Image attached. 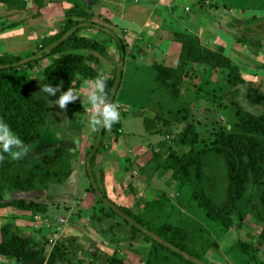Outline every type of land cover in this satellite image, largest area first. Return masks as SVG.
I'll return each instance as SVG.
<instances>
[{
	"label": "rangeland",
	"instance_id": "374dc122",
	"mask_svg": "<svg viewBox=\"0 0 264 264\" xmlns=\"http://www.w3.org/2000/svg\"><path fill=\"white\" fill-rule=\"evenodd\" d=\"M199 2L170 0L173 12L167 7L168 0H23L22 5L14 6L0 2V57L31 54L41 40L61 32L71 19L81 23L80 35L94 38L106 48L105 53H85L89 66L96 67L105 81L122 69L117 94L110 102L117 106L119 120L111 128L90 130L93 110L88 92L95 79L79 75L72 90L80 98L64 109L51 103L41 138L22 145L26 152L20 159L7 153L15 162L14 173L22 174L23 167L29 169L39 162H33V151L43 149L50 154L53 148L49 146L57 143L63 151L55 167L60 181L37 184L29 192L4 188L0 228L10 225L24 235L36 236L45 246L47 258L56 249L58 254H67L65 264H112L114 259L125 264H184L165 259L163 252L156 257L144 236L134 235L121 218L109 216L107 205L92 192L87 174L86 152L95 144L96 186L108 199L145 215L146 203L165 194L178 219H191L193 229L205 228L196 235V249L200 251L206 241L216 243L204 251L206 264H264L260 240L264 182L249 185L241 212L224 229L209 223L192 200V186L179 189V176L169 167L172 154L181 156L190 149L180 142L189 124L195 126L197 147H204L213 144L218 134L236 130L238 108L252 114L263 112V107L250 104L248 93L264 94V0L201 1L207 8H198ZM187 6L191 13L185 12ZM193 15L203 18L201 25L199 21L189 24ZM186 30L198 34L204 46L229 57L240 68L245 83L229 87L223 74L207 65L189 63L180 68L182 46L174 34ZM117 41L125 49L123 65ZM61 57L63 54L19 68L16 78L39 79L43 69ZM158 66L177 69L178 96L159 83ZM32 90L42 97L36 88ZM145 118L152 122L149 129ZM221 163L218 170L208 171L216 182L207 184L206 191L223 203L229 182ZM1 177L0 172V181L4 180ZM20 200L46 206V211H22ZM58 259L56 264H62ZM0 264L17 263L0 256Z\"/></svg>",
	"mask_w": 264,
	"mask_h": 264
},
{
	"label": "trees",
	"instance_id": "16d2710c",
	"mask_svg": "<svg viewBox=\"0 0 264 264\" xmlns=\"http://www.w3.org/2000/svg\"><path fill=\"white\" fill-rule=\"evenodd\" d=\"M203 1V0H201ZM9 6L22 5L23 0H0ZM206 4V3H205ZM201 3V6H205ZM81 23L68 20L61 32L41 40L36 51L22 57L20 55H7L0 57V121L20 138L22 145H30L41 138V131L46 124V116L50 112V104L59 98L60 92L49 97L42 91L44 85H58L62 91L73 89V83L79 75L89 79L100 76L96 67L89 66L85 61L87 51L105 53L106 48L98 40L79 34ZM176 40L182 46L180 68L187 64L211 66L223 74L224 83L232 88H238L245 83L240 68L232 60L221 53L204 46L198 35L185 32H176ZM120 50L121 64L125 57V49L117 41ZM47 65L41 72L40 78L17 79L19 68L32 67L45 59L62 55ZM65 54V55H64ZM157 80L163 86L170 88L178 96L177 83H180L177 69L167 66L157 67ZM122 77V69L116 70L112 78L105 81V99L112 102L117 94ZM171 78L174 82L171 83ZM36 88L42 97H38L32 90ZM248 100L253 106L263 107L260 114H252L241 108L237 109L239 122L235 124V131H224L218 134L214 143L204 147H197V133L195 126L189 124L180 136L181 144L189 147V151L181 156L172 154L169 167L179 176L180 186L191 185L193 188L192 200L202 211L210 224L221 228H228L233 216L242 210L245 194L251 183L261 185L264 182V94L251 90ZM149 128L152 122L145 118ZM120 122H118V127ZM60 144H52L50 154L43 149L31 153L33 162H39L29 169L23 167L22 174H15V162L7 153L0 151V172L4 186L0 185V200H3V190L6 186L18 191L29 192L37 188V184L56 183L59 161L63 155ZM34 153H38L35 158ZM29 155V154H28ZM98 148L92 145L86 152V168L90 179L92 192L105 203L109 209V216L121 218L131 226L134 235L144 236L145 241L152 243L154 255L157 257L163 252L165 259L176 260L184 264H206L208 258L204 255L209 246L215 242L206 241L200 249L195 248L196 235L202 234V226L193 229L191 219H178L176 209L165 194L146 203L145 215H138L128 207L120 206L108 199L105 193L96 186L93 166L97 159ZM223 161L228 177L227 199L225 202H216L206 191V185L216 182L215 176L209 170H218ZM0 181V182H1ZM17 202V201H15ZM13 203V202H12ZM261 203L264 208V190L261 193ZM5 206L0 203V207ZM19 209L46 211V206L36 202L18 201ZM44 207V208H43ZM201 225V224H199ZM198 232V233H197ZM264 246V226L260 234ZM60 252V251H59ZM59 255V256H58ZM0 256L15 260L17 264H56L55 259L62 264L68 260L67 254L54 250L47 258L45 246L34 235H24L13 230L10 225L0 228ZM159 258V257H158ZM112 264H125L122 260L114 259ZM150 264H156L152 261Z\"/></svg>",
	"mask_w": 264,
	"mask_h": 264
},
{
	"label": "clouds",
	"instance_id": "9594fccd",
	"mask_svg": "<svg viewBox=\"0 0 264 264\" xmlns=\"http://www.w3.org/2000/svg\"><path fill=\"white\" fill-rule=\"evenodd\" d=\"M61 87L60 85L53 87L48 84L43 86L42 91L49 97H53L57 92H60L61 94L54 104H58L61 109H64L69 102H73L80 97L71 88L61 92ZM89 87L88 103L93 110L89 119L90 130L94 132L99 128H111L119 120V112L115 104L105 99V80L103 76H98ZM0 151L12 153L13 159L22 158L26 152L20 138L3 121H0ZM2 158L3 156L0 155V159Z\"/></svg>",
	"mask_w": 264,
	"mask_h": 264
},
{
	"label": "crops",
	"instance_id": "0c3cea01",
	"mask_svg": "<svg viewBox=\"0 0 264 264\" xmlns=\"http://www.w3.org/2000/svg\"><path fill=\"white\" fill-rule=\"evenodd\" d=\"M153 1V0H152ZM169 1V4H167V7L168 8H170L171 9V12H173V10H174V8H173V5H172V3H170V0H168ZM200 2H201V0H200ZM200 2H199V5H198V8H201L202 6L200 5ZM213 3V2H212ZM203 7H205V8H207L206 6H203ZM186 8H189V11L188 12H186ZM156 8H155V6L153 5L152 6V10H153V12L155 13L156 12V10H155ZM203 9V8H202ZM185 12L186 13H191L192 12V9H191V7H189V6H187V7H185ZM188 15V14H187ZM202 20H203V18H200V16H198V15H193L192 16V18H191V22L189 23V24H196L198 21L200 22V25H201V23H202ZM209 27H211V24L210 25H208ZM212 28V27H211ZM179 32H182V31H179ZM185 33H189V31H187L186 30V32ZM193 34V33H192ZM194 35H196V34H194ZM198 35V34H197Z\"/></svg>",
	"mask_w": 264,
	"mask_h": 264
},
{
	"label": "flooded vegetation",
	"instance_id": "af4514ba",
	"mask_svg": "<svg viewBox=\"0 0 264 264\" xmlns=\"http://www.w3.org/2000/svg\"><path fill=\"white\" fill-rule=\"evenodd\" d=\"M35 158L38 157V153H34Z\"/></svg>",
	"mask_w": 264,
	"mask_h": 264
},
{
	"label": "built area",
	"instance_id": "2783aa9c",
	"mask_svg": "<svg viewBox=\"0 0 264 264\" xmlns=\"http://www.w3.org/2000/svg\"><path fill=\"white\" fill-rule=\"evenodd\" d=\"M208 2V1H207ZM187 10H189V8H186Z\"/></svg>",
	"mask_w": 264,
	"mask_h": 264
}]
</instances>
